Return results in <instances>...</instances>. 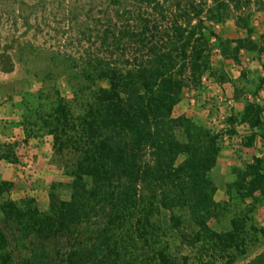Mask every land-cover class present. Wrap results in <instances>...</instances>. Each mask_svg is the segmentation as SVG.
<instances>
[{"label":"trees","instance_id":"obj_1","mask_svg":"<svg viewBox=\"0 0 264 264\" xmlns=\"http://www.w3.org/2000/svg\"><path fill=\"white\" fill-rule=\"evenodd\" d=\"M40 2L66 12L64 26L73 31L68 43L12 38L0 48V68L11 71L14 60L35 64L42 81L69 84L72 98L59 96L44 125L53 138L52 162L72 178L71 193L57 198L50 193L53 183L45 211L31 198H3L0 264H186L182 246L205 264H232L247 250L246 230L237 219L226 232L207 224L218 206L210 174L220 133L172 113L184 88L201 84L210 68L206 32L224 58L237 60L241 49L264 52V35L260 43L253 40L248 23L254 11L264 12V0ZM228 19L246 35L223 39L208 29V21ZM104 79L106 87L99 85ZM262 111L248 103L240 120L260 125ZM65 151L73 157L66 159ZM235 173L232 185H246L242 197L264 195L261 158ZM12 187L0 180V197ZM185 222L194 227L188 231ZM168 241L177 242V251Z\"/></svg>","mask_w":264,"mask_h":264},{"label":"rangeland","instance_id":"obj_2","mask_svg":"<svg viewBox=\"0 0 264 264\" xmlns=\"http://www.w3.org/2000/svg\"><path fill=\"white\" fill-rule=\"evenodd\" d=\"M39 1L41 0H0V48L8 44L7 42L12 38H18V41L22 43L30 42L42 46L54 44L55 40H58L60 44H64V42L65 44L68 43L65 41L66 35L73 34V31L66 29L67 27L64 26L63 18L66 12L61 7L56 9L53 5L47 4L46 2L45 4L42 2L39 3ZM58 1L61 3V0ZM72 2L73 0H64L62 5ZM248 23L251 29L252 39L260 43L264 35V12L254 11ZM220 25V23L207 22L208 29H213L215 33L220 30ZM206 33L212 46L210 62L215 65L220 64L221 59H218L215 54L216 52H214L218 48L217 40L208 32ZM245 35L246 31L244 30L242 37ZM13 62L12 70L7 72L9 73V81L3 83L1 90L8 94L18 95L17 98L20 101H18L17 107L18 109L20 108V122L29 119V123L26 126L31 136L34 138H43L45 135H48L45 134L47 127L44 125V122L48 119L55 107L59 96L65 99H71L72 91L64 78L42 81V78L34 74L37 70V65L30 63L24 64L15 60ZM39 66L43 65L39 63ZM214 68L211 69L210 67L207 69L204 75L210 76L216 73L219 66H215ZM0 71L5 72L1 68ZM219 77L220 79L222 78V73ZM99 85L106 87L108 83L104 79L99 82ZM201 86L199 84L192 88L201 89ZM203 107H207L210 110V117L206 116V118H203L200 111ZM220 107H222V110L225 108L216 101L206 102L205 106H198L197 111L199 112L194 116L199 121L193 119L194 117L192 119L198 123L205 124L216 132L223 131L228 134L231 130V123H234L235 120L229 117L226 119L219 118L218 113L220 112ZM74 108L78 110V106ZM22 115L25 116L24 119ZM5 150L8 151L9 149ZM65 152L66 159L73 157L71 152ZM52 158H54L53 149L51 161ZM182 159L183 156L179 158V161ZM55 165L60 168L64 176L62 179L54 182L52 190L49 192L59 199H68L71 193L72 178L64 174V168L62 166ZM228 166V171L232 175V179L227 181H225L224 174L227 170L223 165L217 166L211 171L210 176L216 187L220 189L215 195V201L218 203V206L212 214L208 215L207 224L216 232H226L231 229V221L233 219L239 220L244 230H246L242 236L245 237L247 250L244 254H238V257L232 264H264V195H259L256 192L251 197H242L239 192H245L246 185L243 183L238 188L232 184L236 180L235 170L240 169L243 171L245 166L239 168L231 165ZM50 193L48 194V198H45V201L34 196L20 198L14 191V187H12L7 194L0 197V202L3 201V198L6 199V197L17 201L31 198L41 211H45L50 202ZM185 223L189 225L188 231L194 227L190 222ZM167 237L170 238L169 235ZM168 244L174 252L177 251L175 248L177 242L168 241ZM183 248V246L179 248V253L180 255L185 253L189 254V260L186 264H205L204 261L197 260L195 250L189 248L190 250L188 249L187 252H184ZM19 250L21 248L13 250V260H16ZM203 260H206V257ZM217 264H224V261L219 259Z\"/></svg>","mask_w":264,"mask_h":264},{"label":"crops","instance_id":"obj_3","mask_svg":"<svg viewBox=\"0 0 264 264\" xmlns=\"http://www.w3.org/2000/svg\"><path fill=\"white\" fill-rule=\"evenodd\" d=\"M220 24L216 33L223 39L244 35V29L238 27L235 20L228 19ZM214 52L221 62L219 65L211 63L210 67L215 69L219 66L217 72L210 76L202 75L201 89L184 88L172 114L174 117L185 115L192 118L199 112V105L205 106L210 101L225 107L224 112L220 107L219 118L229 117L235 121L231 123L230 133L219 132L221 149L214 168L223 165L227 170L224 173L227 181L232 179L228 165L244 167L254 158H261L264 162V111L260 114V125L251 126L248 121L240 120L248 103L264 106V52L241 49L237 60L222 57L219 48ZM8 75L0 71V180L12 182L20 198L34 196L45 201L52 184L64 175L51 161L52 136L34 138L27 135L19 119L18 95L1 90L3 83L9 81ZM200 111L203 118L210 117L207 107ZM193 119L199 121L195 117ZM5 149L11 150V154Z\"/></svg>","mask_w":264,"mask_h":264}]
</instances>
